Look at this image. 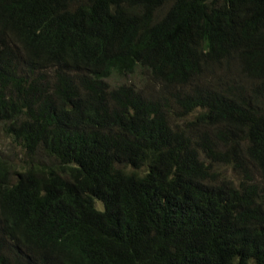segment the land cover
Wrapping results in <instances>:
<instances>
[{"label":"trees","instance_id":"16d2710c","mask_svg":"<svg viewBox=\"0 0 264 264\" xmlns=\"http://www.w3.org/2000/svg\"><path fill=\"white\" fill-rule=\"evenodd\" d=\"M0 126V264H264V0H0Z\"/></svg>","mask_w":264,"mask_h":264},{"label":"rangeland","instance_id":"374dc122","mask_svg":"<svg viewBox=\"0 0 264 264\" xmlns=\"http://www.w3.org/2000/svg\"><path fill=\"white\" fill-rule=\"evenodd\" d=\"M121 80H113L111 83V86H118L121 84ZM127 85H133L135 87H138L140 89H144L143 91H151V95H158L160 89L159 87H154L152 83H150L149 76L146 74H139L136 77L130 79L127 83ZM155 88V89H153ZM146 89V91H145ZM173 118H175L181 126H184L185 120H181L177 118V115H174ZM12 140L8 138L5 134H3L1 126H0V155L4 156L6 159L10 160L15 166H21L24 164V153L22 150L19 149V147L16 145H12ZM48 164H52V160H49L47 158L44 159ZM219 169H222L223 173H225L226 176L232 177L231 170L227 167H219Z\"/></svg>","mask_w":264,"mask_h":264}]
</instances>
